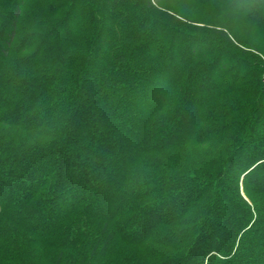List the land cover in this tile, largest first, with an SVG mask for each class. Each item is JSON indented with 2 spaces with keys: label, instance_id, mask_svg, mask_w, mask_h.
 <instances>
[{
  "label": "trees",
  "instance_id": "trees-1",
  "mask_svg": "<svg viewBox=\"0 0 264 264\" xmlns=\"http://www.w3.org/2000/svg\"><path fill=\"white\" fill-rule=\"evenodd\" d=\"M161 1L0 0V260L264 264V55Z\"/></svg>",
  "mask_w": 264,
  "mask_h": 264
},
{
  "label": "rangeland",
  "instance_id": "rangeland-1",
  "mask_svg": "<svg viewBox=\"0 0 264 264\" xmlns=\"http://www.w3.org/2000/svg\"><path fill=\"white\" fill-rule=\"evenodd\" d=\"M160 7L175 11L179 15H183L193 19L198 24L222 27L229 30L236 37H240L242 39H249L254 43L260 50V52L264 55V36L258 34L257 32H252L250 27L244 24H239L238 16L224 14L218 9H209L204 8L195 2L187 1V0H162L159 4ZM3 128L0 125V129ZM202 147H196L192 149H179L177 153L189 164L198 163L199 159L203 158L202 156ZM60 207V202H57V207ZM1 229V226H0ZM0 231V240L4 235H1ZM20 233H24L21 229L17 232H14L16 236H20ZM44 246V245H43ZM44 248V247H43ZM59 250H56L55 253H58ZM140 251V252H138ZM137 256L142 257L145 253H142L141 250L138 249ZM27 252L35 253L33 254L34 260L32 262H28V264H53V260L49 261L48 256H50V251L45 249L42 251V246L40 248L36 247L34 243H27ZM170 252V251H169ZM143 254V255H142ZM55 257V256H54ZM0 264H9V262L0 260ZM26 264V263H25Z\"/></svg>",
  "mask_w": 264,
  "mask_h": 264
}]
</instances>
